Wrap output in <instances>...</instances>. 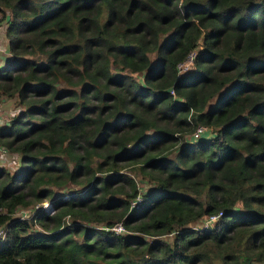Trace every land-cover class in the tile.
<instances>
[{"label": "trees", "instance_id": "trees-1", "mask_svg": "<svg viewBox=\"0 0 264 264\" xmlns=\"http://www.w3.org/2000/svg\"><path fill=\"white\" fill-rule=\"evenodd\" d=\"M7 14L0 100L23 108L0 125L21 155L0 165V264H264V0H0Z\"/></svg>", "mask_w": 264, "mask_h": 264}, {"label": "rangeland", "instance_id": "rangeland-1", "mask_svg": "<svg viewBox=\"0 0 264 264\" xmlns=\"http://www.w3.org/2000/svg\"><path fill=\"white\" fill-rule=\"evenodd\" d=\"M190 68V66H184L181 71H187ZM20 108H23V105L18 103L15 98H5V100L0 101V121L3 124L9 123L10 118L13 116L16 111H18ZM195 131V130H193ZM210 133V130L205 128L201 130L200 136L203 134L207 135ZM20 159L21 155L17 152L11 151V150H6V151H0V165L6 166L9 170L13 171L18 168L20 165ZM137 180H138V185L140 186L141 190H147L150 188L151 183L147 182L145 180H140L142 179L140 174H135ZM44 206V208L50 209V204L48 203L47 199L38 202L37 204L35 203L34 205H26V206H21L17 208V210L14 212L15 216H19L22 218H28L30 215L38 209L37 206ZM202 223V222H199ZM198 223V224H199ZM196 224V223H194ZM40 227H37V229ZM170 234L166 233L163 236L168 237Z\"/></svg>", "mask_w": 264, "mask_h": 264}, {"label": "built area", "instance_id": "built-area-1", "mask_svg": "<svg viewBox=\"0 0 264 264\" xmlns=\"http://www.w3.org/2000/svg\"><path fill=\"white\" fill-rule=\"evenodd\" d=\"M193 55H194V51H190L189 54H188V56H187V58L179 63V70H181L184 66H187V65L190 66V65H191V63H192V59H193ZM0 101H1V100H0ZM0 120H1V119H0ZM0 124H2L1 121H0ZM205 128H206V127H204L203 125H198V126L194 129L195 131H193V133H192V135H190V137H192V138H197V137L200 135L201 130H203V129H205ZM6 150H8V148L5 147L4 145L0 144V151H6ZM0 161H1V160H0ZM141 197H142V196H141V193H138V194L136 195V197L132 200V204H137V203L140 201ZM47 201H48V200H47ZM48 203L50 204V209H48V208H44L43 205H42V206H37V207H42V208H44L45 210L51 212V211H53V208H52L51 203H50L49 201H48ZM220 213H221V212L216 213V214H211L208 218H206V219L203 220V223H202V224H207L208 221H210V220H212V219H215V217H216L218 214H220ZM111 229H113L115 232H120V233L126 231V228H125V227L123 226V224L120 223V222L115 223L113 226H111ZM5 234H6V226H5V224H0V240L3 239V238L5 237Z\"/></svg>", "mask_w": 264, "mask_h": 264}, {"label": "crops", "instance_id": "crops-1", "mask_svg": "<svg viewBox=\"0 0 264 264\" xmlns=\"http://www.w3.org/2000/svg\"><path fill=\"white\" fill-rule=\"evenodd\" d=\"M7 17L8 14L5 16L4 19L0 20V67H2L7 62V60L12 56L11 51L9 50L8 47L7 38L5 37L4 34ZM3 100H5V98L2 99L1 101Z\"/></svg>", "mask_w": 264, "mask_h": 264}]
</instances>
